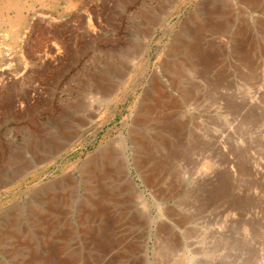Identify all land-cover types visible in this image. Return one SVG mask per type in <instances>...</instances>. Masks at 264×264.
<instances>
[{"label":"rangeland","instance_id":"rangeland-1","mask_svg":"<svg viewBox=\"0 0 264 264\" xmlns=\"http://www.w3.org/2000/svg\"><path fill=\"white\" fill-rule=\"evenodd\" d=\"M217 1L0 0V264H264V5ZM205 3L223 30L197 28ZM178 38L196 56L173 52ZM238 51L255 53L256 78ZM152 71L165 89L136 126ZM135 128L152 149L145 173ZM102 149L128 176L101 185H136L82 219V168Z\"/></svg>","mask_w":264,"mask_h":264},{"label":"bare ground","instance_id":"bare-ground-1","mask_svg":"<svg viewBox=\"0 0 264 264\" xmlns=\"http://www.w3.org/2000/svg\"><path fill=\"white\" fill-rule=\"evenodd\" d=\"M220 1V0H218ZM217 1V2H218ZM210 2V1H209ZM249 5H250V9L252 10H256V9H260L262 8V6L264 5V0H249ZM199 4V3H198ZM206 4V3H205ZM211 7V6H210ZM212 8H208L207 4L204 7V14L202 19L197 20L198 24H197V28L199 30H223V26H218L216 24H212L211 22V17L214 14V10ZM198 11V10H197ZM218 11V10H217ZM243 14V13H242ZM198 18V17H196ZM261 21V20H260ZM220 22V21H219ZM223 22V21H221ZM233 22H231L232 24ZM220 25V24H219ZM260 26V25H259ZM227 28V27H226ZM261 28H263L264 30V24L261 23ZM248 29V28H247ZM202 32V31H201ZM216 33V32H215ZM243 34V33H242ZM238 36V35H237ZM200 38V37H199ZM233 39V38H232ZM195 40V39H194ZM238 40V39H237ZM242 40V39H241ZM244 41V40H243ZM198 42V41H197ZM258 42V41H257ZM194 43V42H193ZM252 43V42H251ZM250 43V44H251ZM191 44V43H190ZM187 44L185 42H183L182 40H180L179 38L177 39V42L174 44V46L172 47L173 52H179V51H185L188 53L193 54V56H196V52H197V48L194 45H190ZM254 44V43H253ZM201 45V44H200ZM238 45V44H237ZM262 45V44H261ZM242 46V45H241ZM232 47V46H231ZM236 47V46H235ZM245 47V46H244ZM243 47V48H244ZM200 48V47H199ZM240 48V47H239ZM257 48V47H256ZM224 49V48H223ZM201 50V49H200ZM242 50V49H241ZM200 52V51H199ZM256 52V51H255ZM262 52V51H261ZM174 54V53H173ZM254 52H239L238 51V56H240V59L242 62H244L245 64H247V66L249 65L251 72V78L254 79L256 78L257 74L255 72L254 67L257 64V60L253 57L255 55ZM258 54V53H257ZM262 56V55H261ZM202 57V56H201ZM204 57V56H203ZM216 57V56H215ZM214 57V58H215ZM258 57V56H257ZM213 58V59H214ZM264 58V57H263ZM236 59V58H235ZM206 60V58H205ZM204 60V61H205ZM203 61V62H204ZM210 61V60H209ZM201 63V62H200ZM241 63V62H240ZM211 64V63H210ZM233 64V63H232ZM261 64V63H260ZM240 65V64H239ZM242 65V64H241ZM240 65V66H241ZM255 65V66H254ZM188 66V65H187ZM243 66V65H242ZM259 66V65H258ZM227 67V66H225ZM257 67V66H256ZM255 67V68H256ZM209 68V67H208ZM141 69V68H140ZM162 69L164 71H167L171 74L174 75H178V67L174 64H170L167 61H163L162 62ZM214 70V69H213ZM237 70V69H236ZM88 71V70H87ZM228 71V70H227ZM233 71V70H232ZM199 72V71H198ZM234 72V71H233ZM263 73V72H262ZM83 74V73H82ZM91 74V73H90ZM232 74V73H231ZM245 74V73H244ZM260 74V73H259ZM85 75V74H84ZM161 73L157 72V71H152L151 74L148 77V86L150 89L149 94L147 95V97H145L143 99V101H141L138 110H137V115L134 118L135 124L136 126H142L145 125L149 122V120H151L150 115L153 112V106L154 104H158L159 99L161 98V93H163L164 91V86H163V79L161 77ZM261 75V74H260ZM221 76V75H220ZM226 78V77H225ZM244 78V77H243ZM92 80V79H91ZM258 80V79H257ZM94 82L95 88L92 89L93 93L95 95H97L98 97H108L110 91H106L105 89L102 91H98L97 89V79L92 80ZM177 78L173 79L171 81V85L174 87V85H176L177 83ZM225 81V80H224ZM228 82V81H227ZM249 82V81H248ZM247 82V83H248ZM246 83V84H247ZM257 83V82H256ZM260 86V85H259ZM253 87H256L255 85ZM167 92V91H166ZM112 93V92H111ZM168 96V95H167ZM169 97V96H168ZM191 97V92L187 91L185 94V99L188 100ZM33 98V97H32ZM164 99V97H163ZM176 100V99H175ZM175 100H172V102H174ZM162 102V101H161ZM175 104V103H174ZM177 105V104H176ZM243 106V105H242ZM170 107V106H169ZM172 107V106H171ZM240 111V110H239ZM91 117V116H90ZM157 121H159V119H162V117H157ZM164 118V117H163ZM156 120V119H155ZM134 124V123H133ZM83 125V124H82ZM167 126V128L172 129V126L169 125V122L165 124ZM169 125V126H168ZM151 128V127H150ZM175 129V127L173 128ZM167 130V129H166ZM141 131V130H140ZM138 129H131L130 130V142L132 144V151H133V161L134 164L136 166V168L138 170L143 171L145 165L147 164V162L149 161L148 159H150L152 157V153H151V146L148 144L147 141V136L143 137L142 133L140 132ZM173 134V133H172ZM175 134V132H174ZM246 139V138H245ZM158 142V141H157ZM159 142L161 143V141L159 140ZM221 145V144H220ZM111 148V146H110ZM115 149V148H114ZM114 149H102L96 152V155L92 156L90 158V160L87 162V164L82 168V173H83V177L87 182L88 185L86 189H88L91 194H89L86 199L84 200L83 206L81 208V213H80V217L82 219H84L85 217L89 216L87 215V211L91 210L96 212V213H100V211H103L104 209V201H112V202H116V198L119 195L120 192H122L123 190H131L133 189L136 184L133 182V180L131 178H129L128 180H126V183L122 185H119L118 189H107L105 187H103L101 185V182L99 180H101V176H108V178L110 177L111 179L114 178L117 182H120L121 180L126 179L128 176V171L126 170V165L123 163H121V165L117 168V174L115 173L113 175V173L111 172V170H109L110 168H108L109 164V160L111 159L110 157L113 156H117L118 153L117 151H115ZM119 152V151H118ZM113 159V158H112ZM120 163V162H119ZM149 164V163H148ZM155 167V166H154ZM159 167V166H158ZM257 167V166H256ZM112 168V167H111ZM157 168V167H156ZM114 169V168H113ZM198 169V168H197ZM113 171V170H112ZM143 173H145L143 171ZM118 175V176H117ZM149 175L148 177H146L145 179V183H151L154 181V179H156L157 177V171L156 170H151L150 174H146ZM161 175V174H160ZM141 177V176H140ZM70 180V179H69ZM68 180V181H69ZM106 180V179H105ZM144 180V179H143ZM157 180V179H156ZM160 180V179H159ZM107 181V180H106ZM110 181V180H109ZM113 182V181H112ZM103 183V182H102ZM85 185V184H84ZM157 185V184H156ZM154 186V185H153ZM152 186V187H153ZM174 186V185H173ZM221 186V185H220ZM2 188V187H1ZM228 188V187H227ZM161 189V188H160ZM156 190V189H155ZM174 191V190H173ZM170 192V191H169ZM88 193V192H87ZM154 193V192H153ZM159 193V192H157ZM167 195V194H166ZM161 196H163L161 194ZM158 197V196H157ZM63 198V196H62ZM43 199V198H42ZM161 200H165L166 196H163V198H160ZM168 199V198H167ZM35 201V200H34ZM40 204V203H39ZM32 208V207H31ZM37 208V207H36ZM169 210V209H168ZM16 211V210H15ZM35 211V210H34ZM20 212V211H19ZM41 212V211H40ZM13 213V212H12ZM167 217H170L172 215V210L170 209V211L165 212ZM35 214V213H34ZM11 217V216H9ZM13 217H16V214H13ZM38 217V216H36ZM42 217V216H41ZM111 217V216H110ZM138 217V216H137ZM146 217V216H145ZM12 218V217H11ZM19 219V218H18ZM81 219V220H82ZM10 220V219H9ZM16 220V219H14ZM20 220V219H19ZM46 221V220H45ZM162 221V220H161ZM187 221V219H186ZM32 223H42V221L39 218H34L32 221ZM145 222V221H144ZM165 222V221H164ZM18 223V222H17ZM30 223V222H29ZM28 223V224H29ZM12 224V223H11ZM44 224V223H43ZM13 225V224H12ZM37 225V224H36ZM42 225V224H41ZM106 226H108L107 224H105ZM167 227L166 225H160L159 228L164 229V227ZM104 227V225L102 226V228ZM107 228V227H106ZM243 230L245 231L246 229H248V231L252 234H249V236H253L255 235L256 237V232L258 230L257 227L250 225L248 222H245L243 224ZM39 229V228H38ZM7 230V229H6ZM17 230V229H16ZM15 230V231H16ZM30 230V229H29ZM28 230V231H29ZM34 231V230H33ZM32 231V232H33ZM12 233V232H11ZM30 233V232H29ZM6 234V233H5ZM13 235V234H12ZM11 235V236H12ZM36 236V235H35ZM247 236V235H246ZM25 237V236H24ZM23 237V238H24ZM7 238V237H6ZM5 238V239H6ZM3 237L0 236V242H2ZM16 239V238H15ZM14 239V240H15ZM37 239V238H36ZM9 240V239H8ZM174 240V239H173ZM5 241V240H4ZM31 241V240H30ZM36 241V240H35ZM21 243V242H20ZM1 244V243H0ZM4 244V243H3ZM16 244V243H15ZM30 244V243H29ZM19 245V244H18ZM23 246V245H21ZM40 247V246H39ZM5 249V247H4ZM22 249V248H21ZM3 250V249H2ZM12 250V249H11ZM5 251V250H3ZM16 251V250H15ZM14 251V252H15ZM27 251V250H25ZM249 251V250H248ZM6 252V251H5ZM105 252V251H104ZM29 253V252H28ZM103 253V252H102ZM14 254V253H13ZM26 254V253H25ZM34 255V254H33ZM48 255V254H47ZM46 255V256H47ZM102 255V254H101ZM107 255V254H106ZM5 256V255H4ZM250 256V255H249ZM28 257V256H27ZM98 257V256H97ZM103 257V255H102ZM101 257V258H102ZM94 258V257H93ZM99 258V257H98ZM97 258V259H98ZM44 259V258H43ZM105 259V258H104ZM36 260V259H35ZM37 261V260H36ZM35 261V262H36ZM46 261V260H45ZM91 261V260H90ZM256 261V260H255ZM32 262V261H31ZM116 263V262H115ZM254 263V262H253ZM16 264H30V260L29 259H19L16 261ZM46 264V263H45ZM87 264V263H86ZM118 264V263H117ZM255 264V263H254Z\"/></svg>","mask_w":264,"mask_h":264}]
</instances>
